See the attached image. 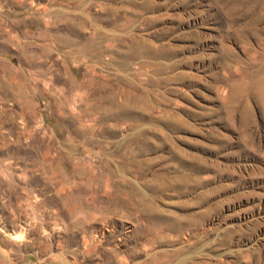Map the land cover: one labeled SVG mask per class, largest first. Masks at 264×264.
<instances>
[{
	"label": "rangeland",
	"instance_id": "1",
	"mask_svg": "<svg viewBox=\"0 0 264 264\" xmlns=\"http://www.w3.org/2000/svg\"><path fill=\"white\" fill-rule=\"evenodd\" d=\"M0 264H264V0H0Z\"/></svg>",
	"mask_w": 264,
	"mask_h": 264
}]
</instances>
